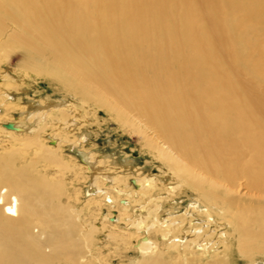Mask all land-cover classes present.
<instances>
[{
	"label": "bare ground",
	"instance_id": "bare-ground-1",
	"mask_svg": "<svg viewBox=\"0 0 264 264\" xmlns=\"http://www.w3.org/2000/svg\"><path fill=\"white\" fill-rule=\"evenodd\" d=\"M15 47L28 55L0 70V129L23 147L0 153V264H111L94 249L100 229L127 244L134 226L146 235L132 264L264 257V92L239 66L264 81V0H0V64ZM40 75L68 95L22 104L14 93ZM92 103L136 126L167 176L130 160L118 172L111 154L102 165L84 147ZM67 173L87 181L84 199L66 190ZM189 191L185 205L170 197ZM119 197L109 225L101 210Z\"/></svg>",
	"mask_w": 264,
	"mask_h": 264
},
{
	"label": "rangeland",
	"instance_id": "rangeland-1",
	"mask_svg": "<svg viewBox=\"0 0 264 264\" xmlns=\"http://www.w3.org/2000/svg\"><path fill=\"white\" fill-rule=\"evenodd\" d=\"M13 30H14V27L9 25V27L6 28L5 31L7 33H11ZM27 55L28 53L24 49H19L18 47L13 48L11 51V56L9 58V61L6 63V65L4 63L0 64V70L8 69L9 71H13L18 68L22 69L20 63H25ZM239 66H240V70L244 71L245 73V74L243 73L244 76L246 78H253L254 83H256L258 90L263 93L264 92V81L261 78L255 75H252L250 69L246 67L244 64L241 63ZM22 78L26 79L24 78V76ZM34 78H35L34 79L35 82L34 81L32 82L31 79H26L27 87H24V88H27L28 93H23L21 91L18 93H14L17 98H20L23 96V98H20L22 99V104H24L25 101H30L31 99L30 97H33V98L49 97L51 100L59 101L60 99L62 100L68 95L65 93L66 92L65 90H61V88L58 87L57 82L53 78L44 76V75H40L37 77L34 76ZM60 86H61V83H60ZM25 96L28 98L26 99ZM68 99L69 97H67L66 100ZM73 102H76V101L73 100ZM92 108L95 111H97L99 123L97 120H95V118L92 117V119H89L90 125H84V127L86 128L85 130L88 129L87 130L88 133H90V136L92 135L90 139L89 137L87 138L88 141L85 142L86 144L84 145V147H86V149L88 148L87 150L89 151L92 150L93 151L92 153H94L95 155L97 153L96 156L98 158L101 157L100 160H102L101 161L102 165L104 164V166L105 165L108 166V164L106 163H109V162L103 157L106 154H111L112 157L118 162V165H116L117 166L116 170L118 172L122 170V168L123 170L126 171L125 168L127 167L123 166L124 164L123 161L130 160V161H133L136 166L141 167L143 171L145 172H150V173H155V174L158 173L157 175H160V176L162 175L165 177L167 176V174L165 173H168V169L165 167L166 165L163 163V161H161L157 157L154 151H152L151 149H150L151 151H149L148 149H145L143 147L142 141L136 132L137 131L136 126H134L131 130H129L127 124H123L120 121L113 119L110 115H108L104 111V109L98 108L94 103H92ZM18 115L20 116V112L17 111L15 113V117H19ZM91 115H93V113ZM45 140L47 143H49L51 140L50 135H47V137H45ZM8 146H11V148L13 146L23 147V145L18 143V141H15L12 138H8V135H6V133L1 132V129H0V153H3L4 149L6 147L8 148ZM61 154L66 159L73 157L76 163L80 162L81 160V155L77 151L69 148V146L65 144L61 148ZM42 169L44 171V168ZM50 170L49 172L54 171V169L52 168ZM161 171L163 172V174H161L162 173ZM73 175H74L73 173L71 174L67 173L66 175V179L64 180L67 184L66 190L71 193L73 192L72 194L74 195V189L76 188L78 192L81 191L78 195L79 196L78 199L79 200L81 198L84 199L86 194H84L82 191L84 192L86 191L85 183L87 181L84 182V179H82V181H76ZM170 181H171V178H170ZM113 194H116V193L113 192ZM185 195H187L188 197H186ZM191 195H193L191 191L187 192L186 194L176 192L174 194H171L170 197L172 198L178 197V201L181 202V200H183L184 205H185V203L187 204V201L190 199ZM78 199L72 198V200H69V201H71L70 202L71 204H73L74 206L76 205L79 208L80 205H78L77 204L78 202H76L78 201ZM123 199H124V196H123ZM74 200L75 202L72 203V201ZM120 200L121 198L119 197L115 207L113 206L111 207V205L109 206L105 204V207L103 206L101 210L100 215L104 216L102 217V220L103 219L106 220L107 224L109 223V225L118 224L117 221H115V219H118L119 217V202L118 201ZM64 201L68 203L67 198L64 199ZM96 202L101 203L100 199H98ZM168 204L166 203L165 208L162 211L164 213L161 212L162 214L166 213V216H167L166 207L168 209L170 207V204L169 206ZM181 205L173 204L172 207L175 208L179 206L182 208L183 206ZM175 209H178V208H175ZM146 213H147L146 210H143L140 208V209H133V211L130 214L132 215V218L136 219L140 217H145ZM106 215L111 216V217L113 216V218L108 220ZM95 222H98V221L96 220ZM100 223L101 222L97 224L98 228H100V225H99ZM100 231L101 232L96 238V241H95L96 247L94 245L95 247L94 249L95 251L99 253L100 256L104 257V259H106V256L108 255V261L111 262V264H132V261H136L137 259L142 257V254L139 251H136V249H134L135 241H138V239L146 235L144 234L143 231H141V228H137L136 226H134L131 229L125 230L128 237L130 236L131 231L135 234L134 236H136L133 238L132 241L128 240L127 244H114V242L112 243V241L107 238L108 237L107 232H104L102 228L100 229ZM152 238L156 239L154 236ZM100 246H102L101 249H100ZM197 246H196L197 250L202 252L203 251L202 247L200 245L198 247ZM232 264H249V263L246 259L242 258L237 251H234ZM257 264H264V257L259 258Z\"/></svg>",
	"mask_w": 264,
	"mask_h": 264
}]
</instances>
